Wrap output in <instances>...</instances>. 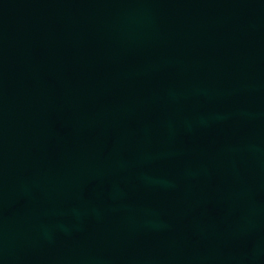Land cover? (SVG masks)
Returning a JSON list of instances; mask_svg holds the SVG:
<instances>
[{"label": "water", "instance_id": "95a60500", "mask_svg": "<svg viewBox=\"0 0 264 264\" xmlns=\"http://www.w3.org/2000/svg\"><path fill=\"white\" fill-rule=\"evenodd\" d=\"M0 264H264V0H0Z\"/></svg>", "mask_w": 264, "mask_h": 264}]
</instances>
